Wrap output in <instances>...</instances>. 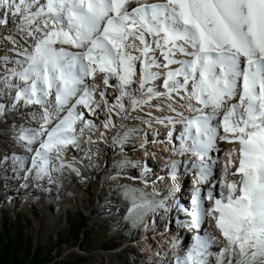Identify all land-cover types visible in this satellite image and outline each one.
<instances>
[{
    "label": "snow or ice",
    "instance_id": "6c2138e0",
    "mask_svg": "<svg viewBox=\"0 0 264 264\" xmlns=\"http://www.w3.org/2000/svg\"><path fill=\"white\" fill-rule=\"evenodd\" d=\"M0 40L12 46L0 55V117H39L17 126L32 154L11 157L22 179L78 174L63 154L90 159L113 116L124 127L132 111L160 107L153 99L187 101L192 115L168 103L179 119L158 121L182 125L172 150L187 159L171 161L164 198L140 193L136 207L171 211L193 233L174 264H264V0H0ZM218 142L234 145L226 161ZM181 166L194 177L190 207L176 198Z\"/></svg>",
    "mask_w": 264,
    "mask_h": 264
},
{
    "label": "rangeland",
    "instance_id": "374dc122",
    "mask_svg": "<svg viewBox=\"0 0 264 264\" xmlns=\"http://www.w3.org/2000/svg\"><path fill=\"white\" fill-rule=\"evenodd\" d=\"M17 39L24 43L19 36ZM10 47L0 40V55H12L7 52ZM155 83L159 87L161 82ZM0 102H3L2 98ZM151 102L162 104L159 98ZM133 113L135 117H131ZM141 115L152 117L153 113L146 106L143 110L132 111L130 118L123 122L124 127H121L120 118L113 116L116 128L110 130L106 168L96 167L93 175H88L73 165L72 168L78 169L76 179L81 186H71L69 191L55 176L51 180L36 181V189L48 194L41 198H33L28 186L24 187L30 184L31 176L22 179L24 171L11 159L32 155L16 142L17 126L38 127L39 124H34L27 110L14 113L9 109L6 117H0V264H169L168 258L162 261L144 250L138 239L139 226L152 212L136 207L140 203V193L149 199L160 200L168 192L158 197L154 187H145L132 178L134 169L141 163L128 155L131 150L128 145H134L147 127L146 122L140 121ZM100 118L103 121L104 116ZM123 134H127V139L113 144V137ZM77 190L84 193L83 205ZM118 201L127 203L128 210L115 215L116 218L105 214V207L119 204ZM67 203L71 206L65 209ZM174 219L172 216L171 221ZM170 230H178L175 223L168 227L167 231ZM180 253H175V257ZM107 254L111 255L112 261ZM170 260L174 263L175 258Z\"/></svg>",
    "mask_w": 264,
    "mask_h": 264
},
{
    "label": "bare ground",
    "instance_id": "6f19581e",
    "mask_svg": "<svg viewBox=\"0 0 264 264\" xmlns=\"http://www.w3.org/2000/svg\"><path fill=\"white\" fill-rule=\"evenodd\" d=\"M152 2H156V0H152ZM113 95H115V92L113 91ZM162 101L161 105H158L156 102H151V105H158L160 107H154V106H146L148 110L152 111L153 115L152 117H147L145 115L139 116V119L141 122H146L147 127L145 128L144 132L138 140L136 139L134 145H128L131 149L128 152V155L136 157L137 160L140 161V167L137 169H134V177L137 181H139L143 186L145 187H154L157 193L158 197H162L166 194L168 191V185L170 184V180L168 178V173L170 169V164L172 160H178V161H184L187 159V156H180L177 155L172 149L173 146L178 147L179 142L174 141V137L179 133V131L182 128V125L177 123L174 126L173 125L165 123L158 122L159 120L164 119V117H175L176 119H179V117L176 116L175 113L171 112L167 105L168 103H174V105L179 109V111L183 112L185 116L192 115L190 110L185 107V104L187 101L182 102H174L169 101L164 97L159 98ZM106 114V113H105ZM135 114L133 113L131 117H135ZM35 125L39 124V117H37L36 120L32 119ZM150 121L151 123H147ZM102 122L100 117L96 118V123L99 126ZM101 131H105L103 128H101ZM172 132L173 138L169 136V132ZM110 134L111 131L107 130L105 131V139L102 142H98L97 144L92 146V152L90 159L88 157H85V155L81 152L72 151L69 150L68 152L64 153V162L66 165L70 164L72 167L73 165L79 166L83 172H86L88 175H93L94 170L96 167L106 168L105 162L107 161V157L109 155V148L108 144L110 143ZM147 141H153L152 143H148ZM144 143L145 147L141 148L140 144ZM234 145L228 144L225 142H218V147L222 149L221 153H218L217 155L220 156L222 161H226V157L223 156V152L228 151L231 149ZM97 150L99 154L97 155ZM120 150V149H118ZM117 150V151H118ZM94 156V158H92ZM155 163H158L155 167ZM90 165V166H89ZM133 171V170H132ZM157 171V172H156ZM220 172L219 166H217L214 169V175L218 176ZM52 176H55L58 180V183L64 187V189L68 190L71 189L72 186H77L78 188L81 186L79 184V181L76 179L77 173L72 171L71 168L65 167V169L62 172L53 171ZM184 178V166L180 167V175L179 178ZM193 179L194 177L190 174V184L187 183L186 187L187 190L182 189L181 191L177 192L176 198L180 201L181 204H183L185 207H190V203L188 200H185L182 196L183 192L189 191L192 192L193 189ZM228 179H232L231 176L228 177ZM30 184L27 185L29 192L32 194L33 198H41V196L45 197L48 195L44 191L37 190L36 188V180L33 176L29 178ZM145 180H148L149 183L145 184ZM154 182V183H152ZM33 183L35 185H33ZM217 187H219V183H217ZM74 189V188H73ZM69 191V190H68ZM80 203L83 205V198L84 193L77 190ZM185 203H184V201ZM119 202V201H118ZM67 206H71L70 203L64 204L65 209ZM102 208V207H101ZM129 208V205L125 202H119L113 203L112 206L107 205L105 207V214L111 215L112 218H116L119 213H124ZM116 215V216H115ZM172 216L174 214L169 212H163L162 210L158 209L156 211L150 212L144 219L141 225L138 229H140V236H138V239L142 242L144 250L147 248H152L153 252L156 254H160L163 256V258H168L167 260L169 264H174L170 259L175 258V253L181 252L180 254H183V249L187 247V245L190 243V238L193 235L192 232L188 231L187 229H178L173 230V232L167 231L168 227L171 225L169 221H171ZM183 217V214L180 215ZM209 230L213 233V235H216L218 237L219 241V233L215 227L214 222H209ZM167 231V232H166ZM182 233V234H181ZM142 235V236H141ZM180 236V244L178 247L173 248L172 241L175 236ZM140 237V238H139ZM182 237V239H181ZM158 239V240H157ZM222 243V241H221ZM179 250V251H178ZM161 256V257H162ZM107 257L109 260L112 261V257L110 254H107ZM156 258L155 256H153ZM170 257V259H169ZM157 259V258H156ZM123 264V263H122Z\"/></svg>",
    "mask_w": 264,
    "mask_h": 264
}]
</instances>
